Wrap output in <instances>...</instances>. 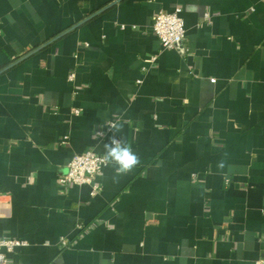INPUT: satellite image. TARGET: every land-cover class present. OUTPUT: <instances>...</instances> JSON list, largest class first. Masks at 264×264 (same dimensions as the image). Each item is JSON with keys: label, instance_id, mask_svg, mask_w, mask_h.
Masks as SVG:
<instances>
[{"label": "crops", "instance_id": "obj_1", "mask_svg": "<svg viewBox=\"0 0 264 264\" xmlns=\"http://www.w3.org/2000/svg\"><path fill=\"white\" fill-rule=\"evenodd\" d=\"M176 6L185 56L151 30ZM113 135L131 172L60 183ZM2 237L3 264L264 257V0H0Z\"/></svg>", "mask_w": 264, "mask_h": 264}, {"label": "built area", "instance_id": "obj_2", "mask_svg": "<svg viewBox=\"0 0 264 264\" xmlns=\"http://www.w3.org/2000/svg\"><path fill=\"white\" fill-rule=\"evenodd\" d=\"M151 30L159 39L161 48L174 49L181 56H185L188 53L184 21L181 16L180 7L176 6L169 11L159 9L152 17ZM155 59L156 56L152 55L148 61L153 62ZM79 111V108L72 109V113L74 114L79 113ZM111 123L113 122H110L109 125ZM95 133L98 136H103L102 130H97ZM101 156V154L96 153L92 149L72 153L65 165L64 172L59 176L60 183L88 184L91 187V193H94L98 189L95 178L104 167L99 162V157ZM25 244L26 241L24 239L17 237L0 238V264L6 261V253ZM254 264H264V257L258 258Z\"/></svg>", "mask_w": 264, "mask_h": 264}, {"label": "clouds", "instance_id": "obj_3", "mask_svg": "<svg viewBox=\"0 0 264 264\" xmlns=\"http://www.w3.org/2000/svg\"><path fill=\"white\" fill-rule=\"evenodd\" d=\"M110 129L119 132V123H111ZM104 149L105 152L99 157V162L105 167L114 166L117 177L131 172L140 162L139 156L133 151L131 145L115 135L104 144Z\"/></svg>", "mask_w": 264, "mask_h": 264}]
</instances>
